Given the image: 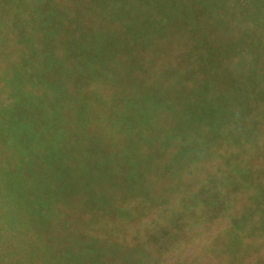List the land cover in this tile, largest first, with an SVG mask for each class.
I'll list each match as a JSON object with an SVG mask.
<instances>
[{"label": "rangeland", "instance_id": "1", "mask_svg": "<svg viewBox=\"0 0 264 264\" xmlns=\"http://www.w3.org/2000/svg\"><path fill=\"white\" fill-rule=\"evenodd\" d=\"M38 1L0 0V20L20 2L16 17H41L51 38L54 0H41L50 9ZM90 1L80 27L107 29L106 39L87 35V55L65 52L61 68L91 73L75 77L89 83L79 100H63L65 114L78 103L88 119L64 121L72 140L37 142L47 161L22 187L0 175V258L264 264V0ZM16 23L8 33L27 39ZM152 28L162 35L147 44ZM27 101L20 112L36 113L38 102ZM21 235L32 236L23 252Z\"/></svg>", "mask_w": 264, "mask_h": 264}, {"label": "trees", "instance_id": "2", "mask_svg": "<svg viewBox=\"0 0 264 264\" xmlns=\"http://www.w3.org/2000/svg\"><path fill=\"white\" fill-rule=\"evenodd\" d=\"M32 1L34 4L36 3V0ZM54 1L50 4L54 25L51 29V38H49V30H47L46 24L41 23V17H34L32 24L31 16L26 15L21 20L16 17L18 14L17 8L20 6L21 1L16 4H10L9 13L0 20L2 24L6 22L3 31H0V175L3 174V176L10 178V182L8 183L10 186L18 184L19 187H22L27 177L38 172L35 171L36 167L34 163L38 161L43 163V159L47 161L43 153L42 156L36 157L37 142L45 144L44 141L48 138L51 144L54 142L65 143L68 139L72 140L75 138H73V134H76L77 131L68 127V122L71 120L81 122L82 119H88L84 114V107L78 103L71 104L72 108L68 111V114L64 113L63 100L65 97L66 99L69 97L70 101L77 98L79 100L81 93L77 98L75 93L82 92L83 87L85 88L89 84L81 82V79L77 80L75 78L76 75L83 73L88 76L91 73L78 71L77 68H71L65 72L62 71L61 68L65 63L63 53L66 52V54H74L77 56L85 54L86 56L89 52L88 47L90 46L80 47L81 40L86 38L87 35H90L89 38L91 40L94 36L97 38L103 36L100 42H104L108 30L104 29V32L101 33L96 27L92 32L83 33L88 25L85 24L80 27V24H83L80 16L83 17L86 23L85 18L87 16L85 8H89L92 5L90 0H85L84 2H80L82 1L80 0L78 5L73 0L68 2L65 0ZM37 3L40 8L44 5H47L49 8V5L43 4L41 0ZM81 4L84 9L76 8ZM103 5L100 8L97 7V9L110 7L106 4ZM94 9L96 10V8ZM59 15H65L63 22L57 20L56 17ZM17 21L23 24L21 29L23 33L25 32L28 37L27 39H21L20 32L18 31L11 34L8 33L7 30L17 24ZM27 24H31L29 28H26ZM147 25L152 26L153 21L149 19ZM41 30H45V32L39 33ZM161 33L156 28L149 29L147 37L145 38L148 40L147 44L161 38ZM40 45L44 46L46 53L48 51L52 52L53 58L49 62L42 55L39 57L36 55L39 50L41 51ZM59 52L61 53L59 54ZM29 57L35 60L28 61ZM93 71H97V69ZM43 72L54 75V80L50 81L43 78ZM67 82L73 88L64 92ZM39 83L46 85L40 86ZM16 84L18 88L22 87L23 89L16 91L12 96L10 93H12L11 90L13 87H16ZM17 94L20 97L18 103ZM26 99L29 102H38L36 113L20 112L22 107H24L22 103L26 102ZM17 106H20V109ZM38 114L40 117H38ZM64 121L67 122V125H64ZM4 129L10 131L7 138H3V135H1ZM61 167L64 168V166ZM62 168H58L57 170ZM3 185L5 186L6 183L4 184V180L1 177L0 189ZM61 186H65V183L62 185L58 183V187L60 188ZM31 237L21 235L18 243L14 241L17 243L20 252H23L21 246L25 248V251L30 246L28 240ZM41 238L43 237L39 236V239ZM9 241L12 240L10 239ZM42 241L43 239L40 240V245ZM34 251L35 249L27 252ZM8 261L6 258H0V264L13 263ZM28 263L33 264L32 261H28ZM51 264L58 263L52 262Z\"/></svg>", "mask_w": 264, "mask_h": 264}]
</instances>
